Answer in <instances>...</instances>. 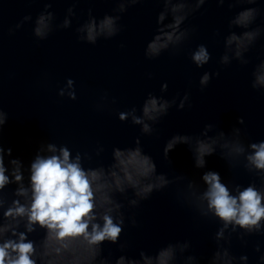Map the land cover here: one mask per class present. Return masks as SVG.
Returning a JSON list of instances; mask_svg holds the SVG:
<instances>
[{
  "label": "clouds",
  "instance_id": "9594fccd",
  "mask_svg": "<svg viewBox=\"0 0 264 264\" xmlns=\"http://www.w3.org/2000/svg\"><path fill=\"white\" fill-rule=\"evenodd\" d=\"M43 4L35 20L24 15L9 27L12 36L31 23L32 34L37 41H44L55 31L72 27L78 19L76 5L95 0H63L70 4L62 21L57 22L51 11L58 0H24ZM115 5L111 14L97 18L93 9L87 10V19L75 28L77 40L96 45L101 40L118 36L124 26L123 14L129 8L147 2L163 5L159 11L157 28L144 49L145 58L155 60L163 53L175 55L197 31L196 26H185L186 21L204 5L215 3L228 6V11L240 8L228 19V34L223 37L224 51L219 57L221 67L236 61L241 66L250 63L247 53L264 36V24L257 20L264 17V0H106ZM247 5V7H240ZM170 17V20H169ZM255 25V26H254ZM235 29H240L239 32ZM3 24L0 10V41ZM214 36H220L219 30ZM121 48L125 45L121 43ZM2 52V49H0ZM197 68H203L212 60L205 44H199L188 53ZM152 78V74H147ZM220 71H204L199 78V89L205 91ZM251 88L264 93V59L251 72ZM168 90L162 83L160 92ZM59 97L77 99L76 83L68 78L58 89ZM114 97L105 92L95 104L97 111L112 110ZM175 107L177 111L191 109V93L185 91L171 99L163 95L147 93L139 109L136 106L117 111L121 123L138 126L133 147H113L112 159L107 165L93 161L105 151L97 145L93 152L73 150L67 144L41 141L32 159L26 165L20 157H13V149L5 147L4 126L9 117L0 100V264H201L203 257L191 253L190 240L169 242L154 253L140 250L138 256L127 255L130 244L121 240L125 227H137L133 212L154 193L163 192L176 185V199L192 209L202 220H214L219 227L212 236L214 251L207 264H249V256L234 255L233 239L247 247L249 237L264 236V140L248 139L243 117L237 118L239 127L230 132L220 130L216 124L207 123L198 134H173L163 147V159L172 164L170 153L178 145H186L192 154L194 167L205 169L206 157L218 154L231 169L243 168L254 177L246 186L234 181L225 182L219 172L203 171L199 180L185 174L169 175L159 172L153 157L144 151L141 136L158 135L156 127ZM257 180L259 184H257ZM15 187H11V186ZM42 234V235H41ZM38 237V238H34ZM115 245L121 254L114 257ZM259 254L256 264H264L261 243L253 245Z\"/></svg>",
  "mask_w": 264,
  "mask_h": 264
}]
</instances>
